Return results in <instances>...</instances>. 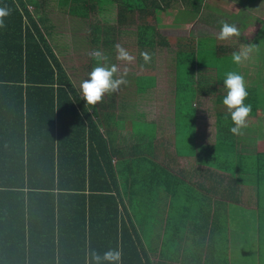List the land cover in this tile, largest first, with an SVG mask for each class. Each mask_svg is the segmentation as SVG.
<instances>
[{
    "label": "crops",
    "instance_id": "0c3cea01",
    "mask_svg": "<svg viewBox=\"0 0 264 264\" xmlns=\"http://www.w3.org/2000/svg\"><path fill=\"white\" fill-rule=\"evenodd\" d=\"M181 1L177 0L178 6L181 5ZM195 1L199 2L193 8L196 17L190 18V21L185 19L183 22L175 23L172 15V26L182 25L186 27L184 29H187L185 36L176 38L192 39L195 42L203 38L208 39L212 44L208 51L211 55L222 58V60L227 57L231 58V54L238 49L229 48L226 50L214 46V41L219 33L208 28L202 30L195 22L191 23V20L196 21L201 16L217 15L218 8L215 5L214 7H205L204 0ZM195 1L183 0L182 8H186L187 3ZM221 1L215 3L220 6L225 5L229 11L233 9V1ZM255 1L249 0L251 3ZM173 4L176 5V2L167 4L160 2V8L166 10L168 15ZM158 17L159 21H155L153 18H148L146 21L162 22L161 17ZM152 34L162 37L161 46L167 45L164 37L166 35H160V31L157 29ZM139 36L142 39L141 34ZM167 39L169 40V38ZM260 40L264 42V36L260 37ZM150 47H152V43L149 45ZM240 49L241 47H239ZM175 51L177 50L175 49ZM175 51L174 55H176ZM253 51L256 52L255 46ZM202 55L206 57L207 53ZM151 69H154L153 63L148 65V70L151 71ZM175 71V60L168 59L163 60L158 71L149 76L136 77L129 74L126 76V87L122 85L118 92L108 95L107 102L98 103L96 104L98 106L95 107L99 110L97 116L100 118L97 120V126L110 147L112 164H119V168H122L123 172L134 168L137 174L142 172H145L146 175L149 174V177H144L141 185L133 189L132 192L124 194L123 205L133 219L139 238L138 242L141 244L134 251L138 254L134 262L137 264L138 260L140 264H180V260L184 259V254L176 247L175 243L171 242V234L178 227V223L181 224V221L185 220L188 215H192L198 218L196 225L200 230L195 232V235L200 236L198 238L200 244L205 241V250H209L208 252L211 254H216L219 249L226 250L229 264H244L243 253L246 251L251 256V249L256 248L259 243L264 244V233L255 232L244 226L242 228L237 224L231 226L235 222L232 218L243 215L250 217L251 212L254 213V208H256L255 183L253 188L251 180L246 186H239L238 177L240 175L237 173H241L240 168L246 170V166L242 165L245 156L254 155L264 147L260 146L258 140L251 139L252 141H250L246 134L233 135L229 131V124H231V121H228L229 118L227 119V116L222 114H219L220 118L222 116L221 119L216 116V114L218 115V105L225 107L221 103L218 104L216 95L215 100H211V108L214 107L215 114L212 117L208 114L198 116L200 112L208 113L202 104L205 96L214 95L213 88L209 90L204 87L209 84H205L204 77H201L199 83H197L198 78L195 77L194 92L191 91L192 89H188L189 102L182 104L181 99L177 100ZM206 71H211L210 73L214 74L213 69ZM202 72L198 70L196 74L201 75ZM172 77L173 82L170 80ZM131 78L138 81L140 85H146L136 89L130 82ZM75 80L81 82L78 77ZM77 81L72 84L74 88H76ZM217 84L219 83L213 85L212 82L214 87ZM169 85L172 86L169 88ZM125 91H127L126 95ZM225 94L226 90L224 89L221 96ZM189 103L192 105L190 106ZM186 107L192 109L189 111L188 117H186L188 110ZM225 119L227 120L225 121ZM220 120L221 127L225 129V132L220 131L221 134L217 130ZM251 121L253 120L248 118L249 127L259 128L257 123ZM188 122L190 123L188 124ZM184 131H188L186 135L183 134ZM237 137L239 140H236ZM147 177L148 179H146ZM36 183L38 182L34 183L26 176L0 177V209L9 208L0 216L2 217V221L0 220V241L7 244L11 240L22 242L23 248L30 251V258L25 259L29 264H84L82 258H73L68 254L76 243H86L85 249L91 247L101 254L109 248H113L115 239L119 235H108L104 231L101 216L104 202L99 198V193H95L98 198L82 199L84 205L87 204L84 206L86 213L82 215L88 219L92 215L91 211L97 213L95 229L87 230L80 225L75 233L73 229L65 228L68 222H63L65 224L63 227V223L60 225L58 219L65 215L66 217L74 215L69 212H71L75 200H78L79 205L81 199L78 197H85L84 192H75L72 182L68 178H64L59 182L60 187L54 185L52 188L53 201L51 203L49 193L46 195L44 189H35ZM60 190L63 193L58 194ZM242 190L248 191L246 196H238L239 199L233 196L234 193ZM131 197L135 199L141 197L146 207L143 209L142 203L138 202L137 205ZM127 199L133 201V204H127ZM233 203H241L246 209L236 211L232 206ZM150 205L153 209L159 208V212L164 216V221L160 224L161 227L152 225L151 220L150 223L143 224L145 219L142 220L140 216L148 211ZM135 207H139L142 211L137 220H135L136 217L132 210ZM256 212L258 213V211ZM21 218L22 224L19 225ZM114 229L110 228L109 231ZM241 231L243 237L233 241L232 235H238ZM257 238H260V242ZM190 243L186 246L188 249L193 250L194 247H199L196 239ZM163 247L164 251L161 249ZM231 249L235 250L233 254ZM125 253H130V251H122V254ZM146 260L148 261L146 262ZM122 261L124 264L123 255ZM251 264L264 263H261L257 256V258H251Z\"/></svg>",
    "mask_w": 264,
    "mask_h": 264
},
{
    "label": "trees",
    "instance_id": "16d2710c",
    "mask_svg": "<svg viewBox=\"0 0 264 264\" xmlns=\"http://www.w3.org/2000/svg\"><path fill=\"white\" fill-rule=\"evenodd\" d=\"M106 1L108 4L114 3L119 10L123 9V13L125 10L126 13L132 12L135 7L138 10L148 7L152 1L158 3L156 0H144V2H139V0ZM56 2L61 8L65 7L64 11L66 7L70 10L73 7H77L79 10L91 7L86 5V0H56ZM28 3H32L37 10L42 7V3L32 0H0V7L11 9V14L5 19L6 27L0 28V177H29L32 182H38L35 189H44L46 195L49 193L51 203L53 201L51 192L54 185L60 187V180L68 178L72 182L74 191L84 192L85 197H78L81 199L80 206L78 200H75L72 210L68 208L71 210L69 214L74 213V215L62 216L58 222L60 225L63 222H68L66 227L64 223L62 226L73 229L75 233L80 225L87 230L95 229L97 213L91 211L92 215L88 219L82 215L86 213L84 206L87 205H84L82 199L98 198L96 194L99 193V198L104 202L101 216L105 233L119 235L115 239L113 248L118 246L121 251H130V253L123 254L124 264H136L134 260L138 254L134 251L141 244L138 242L139 238L133 219L123 205L124 194L132 192L133 189L141 185L144 177H149V174L146 175L145 172L141 173L143 175L137 174L134 168L123 172L122 168H119V164H112L110 147L97 126V120L100 118L97 116L98 113H95V107L98 105H86L81 93L74 88L62 63L53 52V47L49 45L47 35L51 36V33L40 27L45 19L39 18L40 24H38L34 16L27 10ZM163 10L159 6L157 9L151 8L148 10L150 15L145 17V20L153 18L155 21H159L158 16ZM140 11L143 13V10ZM44 16L46 17V15ZM126 16H122L121 12L115 27L104 25L100 30L99 41L104 45H109L110 41L113 43L114 37L112 36L116 35L115 33ZM202 41L212 45L210 40L204 38L196 40V42L192 39H177L175 74L178 87L185 82L187 87L194 92L195 77L198 78L197 83L203 77L199 73L196 74L198 70H210L211 65L215 66L218 63V66H215L216 69L213 70L214 74H219L220 63L231 61L230 57L222 60V58L211 55L207 50L208 62H205L203 53L200 57L196 54L204 47ZM261 89L264 90V85ZM225 95L218 96V104H223ZM263 98L259 94L252 95L248 92L245 103L252 105V112L249 116L252 120H257L259 116L264 115ZM190 119L192 120V118ZM229 119L228 121H231L230 116ZM217 126L219 133L220 131L225 132L224 127H221V120ZM230 126H233L232 121L229 128ZM263 137L258 141L262 148L264 147ZM247 159H250V163L252 159L255 161L253 174L256 176V208H254L255 211L252 210L254 211L252 230L264 233V216H262V213L264 214V194L261 192L264 189V149L258 150L254 155L245 156L242 165L246 166V170L240 168L241 173L250 169L247 167ZM248 172L245 175H249ZM61 193L63 191L60 190L58 194ZM75 198L77 197L75 196ZM131 199L137 204L141 197L136 199L131 197ZM260 200L262 203H259ZM133 201L127 199V204L131 205ZM141 206L144 209L145 206ZM8 209H0V216ZM132 210L136 217L135 220H137V214L141 213V210L139 207ZM147 210L145 213L152 221V225L161 227L160 224L164 221V216L159 212L160 209L157 207L153 209L150 205ZM232 219L237 221L239 227L243 228L244 226L251 229L247 222L242 225L243 218L241 216ZM0 220L2 221V217ZM197 222L196 216L188 215L185 220L181 221V224L178 223V227L171 234V242L175 243L176 247L184 254V259L180 260V264H198L200 262L203 264H229L226 250L219 249L216 254H211L208 252L209 250L204 249L205 241L200 244L198 239L200 236L195 235V232L200 230L196 225ZM20 224H22V218ZM110 228L115 229L109 231ZM169 229L171 228L169 227ZM101 231L103 232V230ZM82 238L84 237L82 236ZM194 238L199 247H194L193 250L188 249L186 246L190 242L193 243ZM257 240L260 242V238ZM21 243L19 240H11L9 244L0 241V264H29L25 259L30 258V251L24 249ZM262 244L259 243L256 248L251 249L250 258L258 256L260 262L264 263V244ZM85 246L86 243H76L68 254L73 258L84 260L87 250ZM60 261L65 262L64 260ZM137 264H140L138 260Z\"/></svg>",
    "mask_w": 264,
    "mask_h": 264
},
{
    "label": "rangeland",
    "instance_id": "374dc122",
    "mask_svg": "<svg viewBox=\"0 0 264 264\" xmlns=\"http://www.w3.org/2000/svg\"><path fill=\"white\" fill-rule=\"evenodd\" d=\"M32 1L42 3V7L37 10L35 9L34 5H32V3H28L27 10L31 13L32 16H34V19L38 22V24H40L38 20L39 18L45 19L43 24H40V27L51 33V36L47 35L49 45L53 47V52L58 57V60L62 63L63 68L66 74L69 76L70 82L72 84H75V82L77 81L75 80V78L77 77L80 81L87 79L88 73L92 70L93 67L96 66V61L89 56V53L94 49L101 50L106 56H108L109 64H117L120 66L121 71H123L124 64L116 60V50L114 46L117 43L124 46L130 52V54L135 57L134 63L127 66L129 69L128 75L130 74V76L134 75L136 77H143L149 76L155 71L157 72L163 60H175L176 55H174V51L177 46L176 37L185 36L187 34V29H184L186 27L182 25H171L172 15L175 23L179 21L183 22L185 21V19H188L190 21V18L196 17L195 10L193 8L196 7L197 3L199 4L198 1L187 3L188 6L183 9V0L181 1L182 3L180 6L177 5V0H156L158 1V3L152 1L148 7H144L139 10L135 7L132 12H127L129 13L127 14L126 10L125 13H123V9L119 10V8L114 3L108 4L106 0H86V5L91 6L89 9L87 8L86 10H79V8L73 7L70 10V8L66 7V12L64 11L65 7L61 8V6L57 5L56 0ZM218 1L222 2L221 0H204L205 7H214L215 5L218 8L217 15L214 14L201 16L196 21L191 20V23L195 22L196 25H199V28L202 30L208 28L213 29L218 33L220 31L222 21L228 22L229 24H235L240 30V37H233L229 41H219L216 39L214 41V46L226 50H228L229 48H231L232 50H239V47L242 48L243 45L246 46L251 44L255 46L256 52L253 51L250 59L241 65L233 64L232 60L229 61V63L222 61V63H220L219 74H213L210 73L211 71H206L207 69H203V72L200 76H203L205 78L203 80L206 82L205 84L209 83L204 87L209 90L213 88L214 95L205 96L204 100L202 101V104L204 105V109H206L208 113L200 112L198 116L208 114L210 115V117H212L213 114H215L214 107L211 108V100H215V95L218 97L222 93H224L225 88L223 85V80L225 78V73L228 71H236L242 74L247 83V91L250 92L252 95L259 94L264 97V90L261 89V87L263 88L264 85V42L260 40V37L264 36V1L256 0L255 2L251 3L249 2V0H231L233 1L234 7L230 11L225 5L220 6L215 3H218ZM120 2L121 4H123L122 1ZM139 2H144V0H139ZM160 2L164 4L176 2V5L173 4L172 8H170V10L168 11V15L166 14V10H163L161 12L160 17L163 23H155L152 20L150 22L146 21L145 17L150 15L148 13V10H150L151 8L157 9L158 6L160 7ZM145 6L147 5L145 4ZM140 10H143V13H141ZM121 12L122 16L127 15L126 19L124 20L122 25H120L119 30L115 33L116 35L112 36L114 37L113 43H111L110 41L108 42L110 43L109 45H104L99 41L100 30L103 29L104 25H111L115 27L118 15ZM44 15H46V17ZM154 27L155 29L160 31V35H166L164 36L165 42L167 44L166 46H161L160 44V42H162V37L153 36L152 33L155 32ZM94 29H96L97 31H95ZM140 34L142 39H140ZM167 38H169L170 41ZM151 43L152 47L149 48V45ZM202 44L204 45V47L201 49L200 52H196L199 57L202 53H207V50H210L209 43L202 41ZM142 51H147L151 54L152 59L150 63L154 64V69H151V71L148 70V65L150 63L146 64L140 55ZM203 57L204 61L208 62L207 58L205 56ZM217 64H215V66ZM215 66H210V68L215 70ZM221 74L224 75L221 76ZM156 75L159 76L158 74ZM170 80L171 82H173V77ZM130 82L135 86L136 89H140L141 87L146 85H140L139 82L134 80L133 78H131ZM212 82L213 85H215L216 83L219 84L214 87L212 86ZM79 85L80 82L77 81L76 90L78 92H80ZM171 86L172 85H169V88ZM124 87H126V85H124ZM188 89L189 87L186 86L185 82L179 87H177L176 84L175 90H177V100L181 99L182 104L187 103L190 100V93ZM124 93L126 95L127 91H125ZM108 95L110 94H106L104 96L103 103L107 102V99L109 97ZM189 105L191 106L192 104L189 103ZM189 111H192V109L187 110L186 117H188ZM95 113H99V110L95 109ZM217 113L218 115L216 114V116L218 118H220L219 114L226 115L227 118H229L226 107H220L218 105ZM251 122L257 123L259 125V128H251L248 124V127L242 130V133L248 135L254 141H259L261 137L264 136V115L259 116L257 120H253ZM189 123L190 122H188V124ZM186 132L188 131H184L183 134L186 135ZM236 140H239L238 137L236 138ZM252 140L250 139V141ZM246 163L247 167H249L250 169L247 168L248 170L245 171V173L249 171V175H245L244 172H242L243 174L237 173L240 175L238 177V184L239 186H246V184H249V181L251 180V186L253 188L256 178V176L253 174V166L255 161L254 159H252L250 163V159H247ZM247 192V190H242L238 193H234L233 196H246ZM261 192H263L264 194V189H262ZM139 202L145 206L142 200H140ZM259 203H262V201L260 200ZM232 206L236 211L246 209V207L241 203H233ZM141 214L142 211L141 213H138L137 216L139 217V215ZM146 214L147 213H144L142 216H140L142 220L145 219L143 222L144 225L150 223V219L146 216ZM262 216H264L263 213ZM241 217L243 218V220L241 221L242 225L247 222L250 224L249 226L251 227V229H253V212H251L250 217H248L247 215H243ZM236 224H238L237 221L232 223L231 226H234ZM240 237H243L242 231L238 235H232L233 241ZM161 249L162 251H164V247ZM233 252H235V250L231 249L232 254ZM243 258L245 259L244 264H251V258L248 252L245 251L243 253Z\"/></svg>",
    "mask_w": 264,
    "mask_h": 264
},
{
    "label": "clouds",
    "instance_id": "9594fccd",
    "mask_svg": "<svg viewBox=\"0 0 264 264\" xmlns=\"http://www.w3.org/2000/svg\"><path fill=\"white\" fill-rule=\"evenodd\" d=\"M11 14V9L0 7V28L6 27L5 19ZM240 30L235 24H229L222 21L218 36L219 41H229L233 37L239 38ZM116 60L124 64L123 71L117 64H109L108 56L101 50L94 49L89 56L96 61V66L88 73V78L80 82L79 91L86 105L95 106L103 102L106 94H113L120 90L122 85L127 84L126 76L128 75V65L135 61V57L121 44L115 46ZM254 50V45H243L240 50L231 54L232 63L241 65L248 61ZM144 62H151V54L147 51L140 53ZM223 85L226 95L223 98V105L231 118L232 127L229 131L233 135H241L242 130L248 127V118L252 112V105L245 103L248 97L247 83L242 74L236 71L225 73ZM122 251L117 248H109L103 254L89 247L85 252L84 264H123Z\"/></svg>",
    "mask_w": 264,
    "mask_h": 264
}]
</instances>
